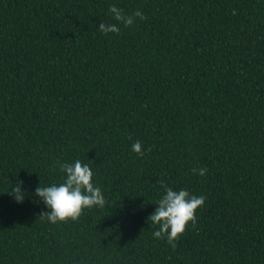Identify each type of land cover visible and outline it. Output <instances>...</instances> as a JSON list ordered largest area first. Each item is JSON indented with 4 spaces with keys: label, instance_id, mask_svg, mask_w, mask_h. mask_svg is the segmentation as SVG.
<instances>
[{
    "label": "trees",
    "instance_id": "16d2710c",
    "mask_svg": "<svg viewBox=\"0 0 264 264\" xmlns=\"http://www.w3.org/2000/svg\"><path fill=\"white\" fill-rule=\"evenodd\" d=\"M76 160L107 203L52 224ZM161 178L206 198L175 250ZM0 264H264V0H0Z\"/></svg>",
    "mask_w": 264,
    "mask_h": 264
},
{
    "label": "clouds",
    "instance_id": "9594fccd",
    "mask_svg": "<svg viewBox=\"0 0 264 264\" xmlns=\"http://www.w3.org/2000/svg\"><path fill=\"white\" fill-rule=\"evenodd\" d=\"M108 11L114 20L125 28L132 26L137 18L146 19L140 10L129 15L116 5H110ZM118 24L101 22L99 31L105 35L109 33L119 35ZM129 138L131 139V137ZM132 151L140 157L144 155V148L139 140L132 144ZM57 164L60 171L65 174L63 182L48 187L40 185L34 193L49 209L40 215L41 218H46L52 224L69 220L75 221L81 216L84 209L103 208L106 205L105 196L101 188L93 182L94 173L88 164H82L80 160H76L74 163L57 162ZM192 172L194 175L204 176L207 169L193 168ZM156 183L163 189L164 194L155 202L156 210L147 219L152 225L157 226V230L152 234L153 237L166 239L167 243L175 250L176 242L185 233L189 222L193 228L196 227L197 210L204 206L206 198L202 195H193L186 189L173 190L162 178ZM23 187V181L17 180L8 193L16 203H23L25 196L29 195L22 190Z\"/></svg>",
    "mask_w": 264,
    "mask_h": 264
}]
</instances>
